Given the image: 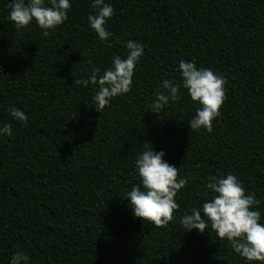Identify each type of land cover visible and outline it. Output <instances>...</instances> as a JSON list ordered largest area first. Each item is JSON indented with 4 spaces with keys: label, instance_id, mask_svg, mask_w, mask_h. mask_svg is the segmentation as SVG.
I'll return each instance as SVG.
<instances>
[{
    "label": "trees",
    "instance_id": "16d2710c",
    "mask_svg": "<svg viewBox=\"0 0 264 264\" xmlns=\"http://www.w3.org/2000/svg\"><path fill=\"white\" fill-rule=\"evenodd\" d=\"M69 2L68 20L44 37L35 20L17 31L11 0H0V128L12 125L0 135V264L20 249L28 264H253L210 225L201 234L180 219L212 198L210 177L231 172L261 201L264 224V0H105L109 42L90 27L92 0ZM129 40L144 45L131 91L98 112L94 86L74 81L126 58ZM181 60L226 80L211 133L188 124L200 105ZM164 80L180 84L181 99L158 116L148 105ZM147 142L188 180L165 227L135 218L123 199L140 183Z\"/></svg>",
    "mask_w": 264,
    "mask_h": 264
},
{
    "label": "clouds",
    "instance_id": "9594fccd",
    "mask_svg": "<svg viewBox=\"0 0 264 264\" xmlns=\"http://www.w3.org/2000/svg\"><path fill=\"white\" fill-rule=\"evenodd\" d=\"M11 0L8 8V19L17 31L28 27L33 20L44 37L50 35L68 20L71 10L69 0ZM91 8L94 14L88 16L90 27L98 34L102 42H109L113 34L107 30L106 23L114 15V8L105 0H92ZM109 46L111 44L109 43ZM127 56L116 55L112 67L101 74V69L93 67L89 78L78 79L74 85L89 84L94 86L93 104L96 111L103 112L111 100L131 91L136 64L144 54V45L134 40L126 42ZM179 69L183 80V88L188 91L193 102L200 105L195 115L188 122L192 131L206 129L213 131V121L221 115V108L226 99V80L208 68H198L195 61L181 60ZM180 84L175 86L170 80H164L157 89L155 99L148 109L159 116L166 105L181 99ZM11 117L27 126V115L17 107L8 109ZM12 135V125L9 123L0 128V135ZM165 152H156L150 142L145 144V150L136 159L140 183L133 186L123 199L130 201V208L135 218L147 221L156 227H165L174 220V213L179 205L176 202L178 192L183 189L188 180L178 179L179 169L169 164ZM207 188L213 193L210 200L202 207L191 209L180 219L183 230H198L201 234L211 227L220 240H227L230 247L240 257L249 262L264 264V224H261V213L254 210L261 201L255 193L246 194L242 182L229 172L225 177L209 178ZM203 214V215H202ZM30 256L23 250H17L10 264H28Z\"/></svg>",
    "mask_w": 264,
    "mask_h": 264
}]
</instances>
